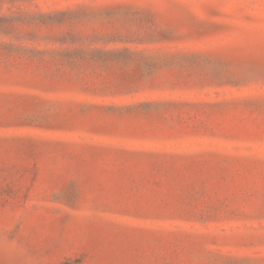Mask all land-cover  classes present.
I'll use <instances>...</instances> for the list:
<instances>
[{
    "label": "rangeland",
    "instance_id": "obj_1",
    "mask_svg": "<svg viewBox=\"0 0 264 264\" xmlns=\"http://www.w3.org/2000/svg\"><path fill=\"white\" fill-rule=\"evenodd\" d=\"M0 264H264V0H0Z\"/></svg>",
    "mask_w": 264,
    "mask_h": 264
}]
</instances>
